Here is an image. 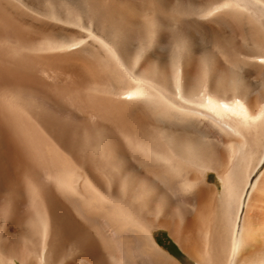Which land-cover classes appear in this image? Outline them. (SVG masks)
Segmentation results:
<instances>
[{
  "label": "bare ground",
  "instance_id": "1",
  "mask_svg": "<svg viewBox=\"0 0 264 264\" xmlns=\"http://www.w3.org/2000/svg\"><path fill=\"white\" fill-rule=\"evenodd\" d=\"M263 164L264 0H0V264H264Z\"/></svg>",
  "mask_w": 264,
  "mask_h": 264
},
{
  "label": "rangeland",
  "instance_id": "2",
  "mask_svg": "<svg viewBox=\"0 0 264 264\" xmlns=\"http://www.w3.org/2000/svg\"><path fill=\"white\" fill-rule=\"evenodd\" d=\"M60 82L62 78L58 80L59 83H63V81L66 79V82H68L70 79L67 77ZM65 82V81H64ZM71 82V80H70ZM68 82V83H70ZM66 83V84H68ZM49 102L52 105H56L57 100L52 96H49ZM262 171H260L259 179L257 180V187L255 190L252 191L250 196V209H249V219L251 225L255 230L259 233V239L260 240L257 244V248H255V252L252 253V258H257L261 255V253L264 252V164L261 168ZM207 183L210 188V195L211 201L213 202L214 193H217L220 191V182L217 174L213 171L209 172V176L207 178ZM214 186V187H213ZM213 210V208H212ZM212 215V212H211ZM193 225V224H192ZM189 234V237L191 235L193 236V241L195 242L192 247L189 242H186L187 249L191 254H188L184 252L180 246H178L168 235V233L163 229H157L154 231V237L159 243V245L167 250L169 253L173 254L181 263L183 264H197L195 259L193 258V255H196V251L199 250L200 244L198 241V238L195 236V228L192 229V231ZM195 246V247H193ZM195 249V250H194ZM263 249V250H262ZM261 251V253H260ZM191 255V256H190Z\"/></svg>",
  "mask_w": 264,
  "mask_h": 264
}]
</instances>
